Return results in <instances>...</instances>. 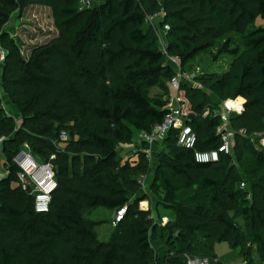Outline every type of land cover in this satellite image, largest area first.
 Returning a JSON list of instances; mask_svg holds the SVG:
<instances>
[{
  "label": "trees",
  "instance_id": "trees-1",
  "mask_svg": "<svg viewBox=\"0 0 264 264\" xmlns=\"http://www.w3.org/2000/svg\"><path fill=\"white\" fill-rule=\"evenodd\" d=\"M75 1L54 0L56 27L65 38L36 49L25 61L2 33L9 20L3 9H16L17 0H0V38L14 47L18 71L28 85L54 94L44 107L21 108L20 128L0 118V154L6 157L7 173L0 180V264H17L16 253L24 258L23 264H135L136 256L142 260L149 256L143 264H185L184 255L216 259L214 245L241 242L237 227L229 221L238 205L243 206L250 237L264 264V152L237 134L250 132L245 114L264 108V26L255 25L257 18L264 22V0H159L158 10L145 7L141 0H91L79 10ZM156 14L164 15L162 24L168 27L165 54L156 28L148 22ZM232 37H239L251 53L239 74H202L196 81L219 100L230 90L232 100L244 101L245 113L229 117L236 132L232 152L234 143H242L263 175L258 177L257 171L255 179L248 175L240 179L229 167L222 181L197 177L191 183L194 174L231 163L232 152L217 164H196L191 151L177 147V131H171L162 141L170 150L159 158L154 186L161 188L163 201L180 212L181 221L174 226L177 234L170 227L149 229L148 216L140 214L135 253L114 242H98L85 215L97 209L116 212L128 205L129 196L140 188L136 178L151 173L144 155L137 163L128 159L120 163L116 148L131 145L137 134L162 122L167 104L149 93L173 76V69L162 62L177 59L184 69L222 40L213 61H236L242 50ZM75 109L106 127L92 131L79 115L77 138L63 141L64 148L58 149L55 143L61 144L60 134L72 127ZM189 124L197 135V150L216 148L219 117H210L203 127L193 115ZM200 132L205 140L199 138ZM24 142L37 161L50 162L55 172L58 188L47 214H36L33 197L18 185L13 158ZM161 170L184 179L183 192ZM244 181H249L251 200L246 199ZM200 194L210 196L214 209L195 207Z\"/></svg>",
  "mask_w": 264,
  "mask_h": 264
},
{
  "label": "rangeland",
  "instance_id": "rangeland-1",
  "mask_svg": "<svg viewBox=\"0 0 264 264\" xmlns=\"http://www.w3.org/2000/svg\"><path fill=\"white\" fill-rule=\"evenodd\" d=\"M141 2L147 8L154 10L162 9V3L159 0H141ZM90 3L91 0L75 1V5L79 10L89 6ZM53 4L54 0H17L18 6L16 9H3L8 15L9 20L2 28V33L10 37L13 45L17 48L25 61L30 60L32 53L36 49L65 38V35L56 27ZM163 16L164 15L153 20L151 23L156 28L162 42L166 44L168 40V27L162 24ZM255 25L264 26V22L257 18ZM232 39L234 44L239 46L242 50L238 60L233 61L227 58L219 62L213 61L214 55L224 41L222 40L214 49L199 55L184 69L181 67L183 73L193 78H191V82L181 84L179 98L182 101V105L187 110V113L193 114L198 122L201 125L203 124V127H205L204 124H206L207 119L212 117L213 111L218 110L220 114H222V105L225 102L233 100L230 90L227 91L224 99L219 100L208 88L202 87L196 81L197 77L202 74H222L224 72L236 76L239 74L242 66L246 64L251 57L250 51L239 37H232ZM162 65L171 67L173 69V76L171 79L163 80L159 86L150 89V97L166 102L167 105H174L176 103L174 99L176 91L171 88L170 83L174 77L178 76L177 71L179 68L169 58H166L162 62ZM235 83L234 80L232 85L234 86ZM55 95L57 94L55 93ZM52 96H54L52 92L28 85L25 82L16 67L14 47L0 38V118L7 119L15 128H20L22 123L21 108L26 107L27 109H33L34 104L44 107L49 104V101H51L50 97ZM238 102L241 101L238 100ZM198 105L201 106V110L199 111L196 110ZM240 113L243 114L245 112L242 110ZM75 114L74 121L71 124L72 127L66 130V135L68 137L66 141L71 138H77L76 134L80 130V125L76 117L79 115L84 116L87 126L92 131L102 132L106 127L105 123L97 121L89 113H81L78 109H75ZM234 114L235 113H233V115ZM235 115H237V113ZM245 115L250 127V132L243 130V134L241 135L239 130L237 134L241 138L246 139L255 150L260 151L259 140L264 137V108L250 113L248 112V114ZM199 138L205 140L204 133L200 132ZM233 138L235 137L233 136ZM59 140L61 144L55 143V147L63 149L64 144L60 136ZM0 141L3 142V139L1 138ZM241 144L242 143H234V150L230 159L231 163L226 166L222 163L217 168V171L206 170L199 174H194L191 183H194L197 177H208L217 181H222L229 167L236 171L240 179H245L247 175L255 179L257 178L255 177V172L257 171L260 172V174L257 175L258 177L263 175V172L257 170L254 166L249 152L244 147H241ZM18 148L28 153L32 150L26 142L20 144ZM130 148L131 145L117 146L116 151L118 152L120 163L126 161L129 151L131 150ZM169 150L170 148L167 150L166 145H163L162 142H157L155 146L151 147L152 161L149 165L151 173L148 176L136 178V180H140L141 183L139 191L137 194L129 196V204L127 206H130V210L128 209L129 213L126 214L120 224L113 225L116 212L97 209L85 215V220L91 225L98 242H114L127 247L130 252L135 253L137 230L140 229L136 217L140 214H146L148 216L147 226L149 229L153 227H170L173 228V235L177 234L178 230L174 226L181 221L180 212L165 203L163 201L161 188L154 186V173L159 169V158L163 153L169 152ZM238 154H241V160H238ZM5 158V155L1 152L0 171L3 174L6 172L4 166ZM140 161L145 163L144 159H140ZM9 165H12V163L10 162ZM161 171L179 193L183 192L185 184L184 179L173 176L169 171ZM244 182L247 185V189L244 191V193H247L246 199L251 200L249 181ZM198 206L204 207L205 209H214V206L211 204L210 196L206 194L199 195V199L195 203V207ZM230 215L229 221L237 227L241 236V242L233 246H229L227 243H218L214 245L213 254L216 260L220 262V264H262L258 259L256 246L253 244L249 234L248 223L243 215V206H236V211ZM15 255L17 264H23L24 258H22V255L18 253ZM148 260L149 256L145 257L144 260L136 256L135 264H143Z\"/></svg>",
  "mask_w": 264,
  "mask_h": 264
},
{
  "label": "built area",
  "instance_id": "built-area-1",
  "mask_svg": "<svg viewBox=\"0 0 264 264\" xmlns=\"http://www.w3.org/2000/svg\"><path fill=\"white\" fill-rule=\"evenodd\" d=\"M88 7V6H87ZM160 14H156L153 17L148 18V22L160 18ZM152 24V23H151ZM158 35V33H157ZM158 43L161 51L165 54V43L162 42L158 35ZM179 68L177 71V77L171 80V88L176 91L174 105H167L164 108V118L162 122L155 125L151 131L142 132L136 135L133 143L131 144V150L129 151L128 161L131 164L137 163L140 155H144L145 159L151 163V145L153 143L162 142L171 131H177L176 145L186 151H191L193 160L196 164L200 165H214L219 163L222 157H228L231 155L233 146V136L235 132L231 129L229 124V117L233 113L240 115L243 109V105L240 104L237 107H229L228 102H225L222 106L223 112L219 111L212 113V117H219L220 124L216 128V136L218 138V145L215 149L208 151H199L196 149L197 135L193 131L190 123V117L193 114L187 113V110L182 105V101L179 98V93L182 83L191 82V76L182 72L181 63L177 59H170ZM236 100L231 101L234 103ZM208 114V113H207ZM210 115V114H209ZM243 134V130L239 131ZM66 133L60 134V139L67 140ZM136 144V145H135ZM260 150L264 152V137L259 140ZM126 159V160H127ZM13 163L16 165L17 181L18 185L25 192H28L33 197V210L36 214H47L50 210L53 194L58 188V184L55 177L53 166L50 162H39L30 153L26 151H19L13 158ZM0 171V180L6 175ZM141 185L140 180L138 181ZM245 185L240 184V189L243 190ZM128 213V206L125 205L116 211L113 225L120 224ZM185 264H217L216 259L200 258L191 255H184Z\"/></svg>",
  "mask_w": 264,
  "mask_h": 264
},
{
  "label": "bare ground",
  "instance_id": "bare-ground-1",
  "mask_svg": "<svg viewBox=\"0 0 264 264\" xmlns=\"http://www.w3.org/2000/svg\"><path fill=\"white\" fill-rule=\"evenodd\" d=\"M240 104H241V103L238 102V99H237L234 103H231V101L228 102L229 107H237V106H239Z\"/></svg>",
  "mask_w": 264,
  "mask_h": 264
},
{
  "label": "crops",
  "instance_id": "crops-1",
  "mask_svg": "<svg viewBox=\"0 0 264 264\" xmlns=\"http://www.w3.org/2000/svg\"><path fill=\"white\" fill-rule=\"evenodd\" d=\"M236 100H237V99H236ZM238 100L241 101V102H240L241 104H244V101H243V100H241V99H238ZM242 102H243V103H242ZM155 144H156V143H153V144L151 145V147L155 146ZM151 147H150V149H151Z\"/></svg>",
  "mask_w": 264,
  "mask_h": 264
}]
</instances>
